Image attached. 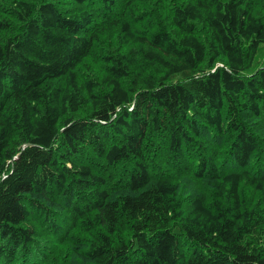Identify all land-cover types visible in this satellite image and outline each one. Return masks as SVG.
I'll use <instances>...</instances> for the list:
<instances>
[{"label":"trees","instance_id":"obj_1","mask_svg":"<svg viewBox=\"0 0 264 264\" xmlns=\"http://www.w3.org/2000/svg\"><path fill=\"white\" fill-rule=\"evenodd\" d=\"M0 264H264V0H0Z\"/></svg>","mask_w":264,"mask_h":264}]
</instances>
